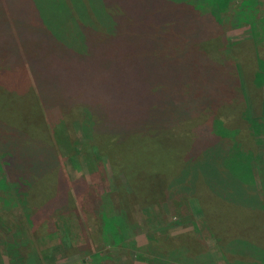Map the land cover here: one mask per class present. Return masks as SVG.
<instances>
[{
	"label": "trees",
	"instance_id": "16d2710c",
	"mask_svg": "<svg viewBox=\"0 0 264 264\" xmlns=\"http://www.w3.org/2000/svg\"><path fill=\"white\" fill-rule=\"evenodd\" d=\"M60 1L63 9H60V14L56 12V15L61 19L77 16V21L73 23L79 24L78 31L69 27L57 33L55 29L46 26L47 23L58 21L30 27L27 25L29 18L19 15L14 8L19 0H0V88L5 93L13 94L16 104L19 99L24 109V113L20 115L23 116L22 128L8 125L5 121L0 122V208L18 217L22 214L34 228L44 224L48 216L54 215L55 210H63L58 213V217H64L70 212V205H78V210L86 215L87 210L95 209L98 200L90 186H95L97 182L87 179V175L68 182L61 168L66 150L59 144L58 149L56 146L59 133L63 131L71 136L74 131L68 126L69 111L81 109L83 119L78 121V127L84 135V142L78 146L76 139L69 136L72 139L68 140L71 141V148L79 156L88 146L103 156L110 155L100 143L92 141L91 132L88 131L92 115L100 123L101 117L97 110L102 106L108 115L101 124L102 130L97 131L101 136L96 139L106 141V148L110 151L116 152L122 148L125 138L141 135L144 129L147 131L155 128L166 135L162 137L166 141L165 145L173 143V146H177L174 154L176 164H180L177 166L176 179L167 185L162 183L158 194L155 192V183H160L159 177H155V183L151 180L152 191L146 184L141 185V181L130 183L133 187L130 186V193L125 197L123 194L118 197L124 216L118 210V216L113 217L117 221L116 225L113 224V233L107 223L109 218L100 216L102 239L105 242L98 245L90 260L84 264H116L114 258H111L114 255L111 250L124 249V242L128 239L124 235L126 210L132 206L134 199L140 209L152 207L153 204L149 201L152 197L164 201V187L192 190L194 196L201 199L203 207L214 210L215 214L224 219L223 227H215L216 232L220 233L217 241L226 251L221 255L232 254L248 259L253 264H264V248L259 243L264 239V234L260 226L257 231L259 238L248 241L239 239L241 233L237 229L242 228L235 225L236 220H240L246 226L245 230H250L247 234L256 232L255 225L251 224L256 216L248 218V214L257 209L253 205V193L256 192L254 174L258 170L259 159L254 147L259 142V137L264 135V118L258 122L245 117L248 127L239 135L235 130L237 128L232 126L231 129L227 123L232 118L225 119L224 115L225 110L240 109L243 96L239 88L242 87L243 73L246 77L249 76V71L244 69L241 61H232L235 56L231 55L232 42L227 37L228 31L242 25L250 26L251 40L256 48L253 84L257 87L264 84V45H260V42L264 43V15L260 2L124 0L125 14L139 16L145 24V30L142 33L139 55L135 44L131 43L130 55L124 61V78L119 80L114 77L112 83H108L104 82L102 74L95 72H83L86 73L85 76L78 75L75 78L74 73L68 75L61 68L55 70L54 61L45 57L47 47H51L53 52L58 50V42L63 34L68 40L76 38L72 34L74 31L79 34L80 40H99L98 32L105 33L109 28L103 24L98 25L96 21L95 24L91 22L86 12H81L73 0ZM102 2L107 6L108 13L119 18L110 8V0ZM113 4L119 3L113 1L111 5ZM72 9L77 14L74 15ZM90 13L93 14L92 10ZM113 22L117 23L114 19ZM215 40H219L221 44L220 61L210 54L216 48ZM241 57L246 61L244 56ZM67 65L70 66L71 63L67 62ZM59 88L61 89L58 90ZM122 90L124 106L117 107L116 95ZM63 91L66 93L63 94ZM58 101L61 103L56 104ZM125 120L129 125L126 133ZM57 123L58 127L55 128ZM48 124L52 126L46 129L45 125ZM104 132L108 134L104 135ZM244 133L246 134L240 139ZM203 158L204 162L201 161ZM122 164L121 161L118 164L113 160L112 173H122L115 171ZM226 169L231 170L230 173L235 176L237 171L244 174L242 181H238L243 186L237 184L239 191L219 178V172H226ZM53 174L56 183L65 184L63 193L68 191L67 202L55 205L48 212L40 207L32 213L29 207L31 189ZM198 179L200 183H196ZM189 191L187 194H190ZM138 192H141L142 198L138 197ZM165 202L170 206L169 201ZM144 204L147 206L144 207ZM154 206L156 207L155 204ZM240 211L242 218L236 215ZM142 223L141 216L129 221L135 230H139L137 226ZM47 225L50 229L51 225ZM13 233L19 234L18 228L11 233H0V255L4 251L14 257L19 256ZM190 235L188 233L187 238L185 234L171 235L168 237L170 242L167 243L166 240L159 247H154L152 239L148 243L156 250V255L155 251L152 252L156 259H153L155 261L152 264H164L165 261L171 264L191 262L189 254L193 250V238L189 240ZM255 236L252 234V238ZM185 238L186 241L182 242L181 239ZM179 243L183 246L176 249ZM86 247L92 248L90 240L86 241ZM181 255L184 259L179 258ZM202 258V264H215L218 260L215 253L209 251ZM99 259L102 261L98 262Z\"/></svg>",
	"mask_w": 264,
	"mask_h": 264
},
{
	"label": "rangeland",
	"instance_id": "374dc122",
	"mask_svg": "<svg viewBox=\"0 0 264 264\" xmlns=\"http://www.w3.org/2000/svg\"><path fill=\"white\" fill-rule=\"evenodd\" d=\"M73 1L81 12H86L91 22L95 24L96 21L100 26H102V24L109 26L105 33L98 32L99 40L86 39V41H83L79 39V34L75 32L78 31L79 24L73 23L77 21V16L73 17L71 15L72 17L69 19H65L66 17L61 19L60 16L56 15V12L60 14V9H63L60 0H19L14 8L19 15L29 18L27 25L30 27L39 24L45 26V23L48 21H58L47 23L48 25L46 26L55 29L57 33H61L62 30L65 31V29L69 27L75 30L72 34L76 38L73 40L65 39V34L60 36L62 39L58 42L59 48L56 52H53L51 47L46 48L45 57L54 61L55 66L53 68H55V70L61 68L68 73V75L69 73H74L75 78L78 75L85 76L86 73L95 72L97 74H102L104 82L108 83H112L114 77L119 80L124 78V61H126L130 55L129 48L132 47L131 43H134L136 53L139 55L145 24L139 16H135L133 13L132 16L125 14L124 0H110L109 2L110 8H112L119 18H114L113 14L111 15L106 11L107 6H104L102 0ZM113 1L119 4L111 5ZM237 1H249L253 3V1L256 0ZM258 1L261 7H263L262 12L264 15V0ZM91 10L93 14L90 13ZM72 13L74 15L77 14L73 9ZM112 18L117 23H114ZM69 20L71 23H69ZM100 21H102V23H100ZM89 27H91V23ZM250 33L249 25H242L239 28L227 32V37L232 42L231 55L235 56L232 61H241L244 69L249 71V76L246 77L241 70L243 73V82L239 90L240 93H242L243 99L240 109L238 108L237 111L235 109L224 111V115H226L225 119L232 118L230 122L227 121L230 128L232 126L237 128L235 130L239 132V135L243 131H246V127H248L245 117L246 119L258 122L264 118V84L259 87L253 84V74L256 71L254 52L256 48L251 40ZM260 45H264V43L260 42ZM86 46H88L87 49ZM214 46H216V48L211 51V57L220 61L222 56L220 41L215 40ZM198 50L200 49L198 48ZM249 52L251 53L249 54ZM241 55L246 58V61L243 60ZM262 57L264 58L263 55ZM248 58L250 62H248ZM67 62H70L71 65L68 66ZM60 89L61 88L58 90ZM65 93L66 91H63V94ZM116 96H118L117 107H123L124 90L118 92ZM59 102L60 101L56 104H59ZM93 108L95 111L96 107L94 106ZM103 108L104 107L100 106L97 110V114L101 117L100 123L98 124L96 117L92 115L88 123V131L91 132L92 141L94 140L96 144L100 143L104 147L103 150L110 155L105 154L103 156V154H99L95 149L88 146L83 151V154L79 156V153L77 154V152L71 148V138L76 139L78 146H81L84 142V135L78 127V121L81 122L83 119L81 109L80 111L77 109L70 110L69 119L67 120V122H69L68 126L72 131L74 130L73 133H75V137H73V133L70 136L68 133L62 131L58 134L56 146L57 149L59 148L58 144L65 147L66 156L63 157L62 154L61 168L68 182L77 181L79 178L84 177V175H87V179L97 182L95 186H90V190L93 188V194L98 200L96 207L93 206L97 210H87L88 215H86L81 210H78V205H70L71 210H69L70 212L64 217H58V213L63 210H59L58 212L55 210L53 211L54 215H52V217L48 216L44 224L34 228L32 225L28 224L22 214L18 217L13 215V213L4 212L3 209L0 208V233H11L18 228L19 234L13 233V239L15 241L17 253L21 256L20 258L19 256L14 257L13 254H6L4 251H1V264H84L90 260L92 253H95L98 245L105 242L102 239L103 234L100 228V216L104 215L109 218L107 223L112 233L113 224L116 225L117 222L116 220L114 221L113 217L118 216V210H121L124 216V209L120 206L118 197L120 194H123L125 197V195L130 193L131 188H133L130 183H139V181H141V185L146 184L152 191L151 180L155 183V177H159L160 183H155V192L158 194L162 183L167 185V183H172L173 180L176 179L178 173V171H176L178 170L177 166L180 164L179 162L176 164V154H174L177 146H173V143L165 145L166 141L162 138L164 136L162 131L155 128L147 131L144 129L141 135L125 138L122 143V148H119L116 152L106 148V141H102V138L96 139V137L101 136L97 131L102 130L101 124L108 115L107 110ZM30 111H32V105ZM23 113L24 109L22 107V102L18 99L16 104L14 95L5 93L0 88V122L3 123L5 121L8 125L22 128L21 122L23 116L20 115ZM28 114L32 115L31 112ZM125 122L126 133L129 125H127L128 121L125 120L124 123ZM57 125L58 123L53 126L57 128ZM51 126L52 125L48 124L45 125V128L48 129ZM104 127L108 129L106 124H104ZM66 131H68V129H66ZM246 133L242 134L240 139H242V136ZM106 134L108 133L104 132V135ZM69 138L71 140L70 142L68 141ZM258 141L259 142H257L254 147L259 163L258 170L254 174V189L256 192L253 193V205L256 206L257 209L252 210L253 212L248 214V218H252L250 217L251 215L256 216L254 218L255 220H251V224L255 225L254 229L256 232L247 234L246 232L250 230H245L246 226L244 223L240 220H236L235 222L237 227L242 228L237 229V231L241 233L239 234L241 236L239 239H246L248 241L257 240L259 238L257 233L258 226H260L264 234V135L259 137ZM113 160L118 164L120 161L123 163L119 169L114 168L115 171H122V173H112ZM201 161L204 162V158ZM230 171L231 170L226 169V172H219L221 176L219 178L223 180V183L227 182L228 185L236 187L239 191L237 184L243 186V183H238V181H242L244 174H240V172L237 171V175L235 176L233 173H230ZM143 177L145 178L143 179ZM199 180L200 179L196 180V183H200ZM164 188V201L163 199L160 200V198L155 199L152 197L149 200L150 203L153 204L152 207L140 209V205L137 203V200L134 199L132 206L128 207L129 210H126L127 216L124 217V223H126L124 235L125 239H128L124 242V249L111 250L114 254L111 258H114L116 264H152V262L156 260L152 253L155 251L156 255L155 248L152 249V247L148 245L152 239H154V242H152L154 247H159L163 246L166 240L167 243H169L170 240L168 237L171 235L185 234L187 238L188 233L191 234L188 239L190 240L193 238L191 239L193 242L191 249L193 250L191 254H189V256H191V262L184 263L202 264L200 263L204 260L202 255L209 251L215 253L218 259L215 264H234V261L242 262L243 264H253L252 261L248 259L235 257L232 256V254L221 255V253L226 251L224 248L222 249V244L220 245L217 241L218 234L220 235V233L216 232L215 227H223L222 223L224 219L215 214L213 212L214 210L210 211L209 208L203 207L201 199L194 196L192 190ZM63 190H65V184L62 182L56 183L54 174L42 179L40 183L30 191L29 207L32 213L40 207L48 212L55 207V205L58 206L59 204L67 202L66 194L68 191H66L65 194ZM188 191L190 194H187ZM166 196L169 198H165ZM138 197L142 198L141 192H138ZM165 201H169L170 206ZM75 203L74 201V204ZM145 206L147 205L144 204V207ZM240 213H242V211L236 215L242 218L243 216ZM140 216L143 218L144 224L142 223L140 226H137L140 229L135 230L131 227L134 225H130L129 221H134L140 218ZM47 223L51 225L50 229ZM252 234L256 236L252 238ZM243 235L249 236L246 237ZM186 238L183 240L181 239V241H186ZM87 240L91 242L92 248L90 249L86 247ZM259 243L262 245V248H264L263 238ZM181 244L182 243L176 245V249L183 246ZM179 258L182 259L183 255L179 256ZM101 261L102 259H99L98 262ZM163 263L171 264L167 261Z\"/></svg>",
	"mask_w": 264,
	"mask_h": 264
}]
</instances>
